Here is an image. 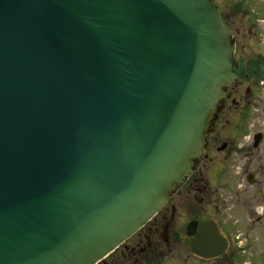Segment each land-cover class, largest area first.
Segmentation results:
<instances>
[{
    "label": "water",
    "instance_id": "water-1",
    "mask_svg": "<svg viewBox=\"0 0 264 264\" xmlns=\"http://www.w3.org/2000/svg\"><path fill=\"white\" fill-rule=\"evenodd\" d=\"M215 0H0V264H98L170 200L237 78Z\"/></svg>",
    "mask_w": 264,
    "mask_h": 264
},
{
    "label": "flooded vegetation",
    "instance_id": "flooded-vegetation-1",
    "mask_svg": "<svg viewBox=\"0 0 264 264\" xmlns=\"http://www.w3.org/2000/svg\"><path fill=\"white\" fill-rule=\"evenodd\" d=\"M233 32L225 90L193 173L98 264H264V0H215Z\"/></svg>",
    "mask_w": 264,
    "mask_h": 264
}]
</instances>
